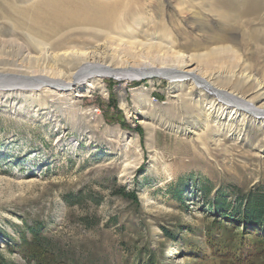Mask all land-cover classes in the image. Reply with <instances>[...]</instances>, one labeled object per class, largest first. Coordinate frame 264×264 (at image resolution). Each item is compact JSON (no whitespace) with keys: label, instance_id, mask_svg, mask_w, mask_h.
I'll return each mask as SVG.
<instances>
[{"label":"rangeland","instance_id":"obj_1","mask_svg":"<svg viewBox=\"0 0 264 264\" xmlns=\"http://www.w3.org/2000/svg\"><path fill=\"white\" fill-rule=\"evenodd\" d=\"M240 2L138 0L108 36L70 31L63 47L103 42L96 59L193 69L249 98L264 86V1ZM1 24L0 68L14 74L0 75V264H264V220L239 213L264 197V125L183 77L31 86L18 76L53 62Z\"/></svg>","mask_w":264,"mask_h":264},{"label":"bare ground","instance_id":"obj_2","mask_svg":"<svg viewBox=\"0 0 264 264\" xmlns=\"http://www.w3.org/2000/svg\"><path fill=\"white\" fill-rule=\"evenodd\" d=\"M137 1L138 0H0V19L2 23L1 26L3 25L4 28L3 30L5 31L6 28H9L13 33L21 32L26 34L36 51L44 54L43 56L47 59L49 57L54 65V72L51 71L48 74L31 73L25 76L20 75L18 76L19 80L25 81L31 86L34 83L44 84L41 87H46L48 89L53 88L55 91H64L69 90L71 87H66L71 85L75 87L77 84L80 85L86 78L85 86L91 89L98 85L105 77H113L117 81H123L131 76L149 77L153 74L166 76L168 78L183 77L191 81V87L199 90L202 97H211L214 100L230 102L232 112L233 110L234 112H242L243 116L245 114L250 117L251 121L254 123L258 122L264 125V107L254 104V100L259 96H264V86L262 85L263 83L259 81L256 82V94L251 97H249V95L247 96L249 98H246L244 93L235 91L230 88L231 86L229 88L217 87L213 83V80L205 79L198 75L193 69H181L178 68V66L162 65L153 67L146 64L139 66H132L130 64L117 65L110 57H107V59H103L104 57L100 60L96 59L95 57L97 55L99 56L101 49L104 47L103 45L105 43L103 42L96 43L88 51L81 50L80 46L79 49H68L63 47L65 44L66 46L69 45V42L73 38L75 40V37L72 38L75 33L71 35L69 34L70 31L97 33L102 36H108L110 32L115 31L113 28L120 25L123 26V24L132 19L131 13L134 12L133 7ZM263 1L264 0H241L240 4L246 6L245 10H247L248 13H257L262 8ZM73 45H75V43ZM69 46H71V44ZM2 72L0 68V75L6 76L14 74ZM14 76L12 77H17ZM229 78L238 86V84L243 83V80H248L250 74H242L240 71L239 74H234ZM254 81H256V79ZM86 91H88V89ZM125 93V89L121 87V100ZM84 94L85 93L80 91L77 95L83 96ZM172 96L176 97L177 94H173ZM207 109H211V107ZM211 113L212 112H208V116H210ZM213 123L218 126L221 125L219 120ZM232 124L230 126H233ZM149 203H151L150 198L145 197L143 204L146 205Z\"/></svg>","mask_w":264,"mask_h":264},{"label":"trees","instance_id":"obj_3","mask_svg":"<svg viewBox=\"0 0 264 264\" xmlns=\"http://www.w3.org/2000/svg\"><path fill=\"white\" fill-rule=\"evenodd\" d=\"M181 190L179 188H175L173 191V196L180 197ZM133 196V194H131ZM219 207V205H218ZM217 207V208H218ZM221 208H227L230 207V205L225 204L223 202L222 205H220ZM239 208H233V210L238 211ZM249 220H253L255 222L264 220L262 219L264 217V197L262 195H256L251 194L250 197L246 198V205L244 207V210L242 212Z\"/></svg>","mask_w":264,"mask_h":264}]
</instances>
